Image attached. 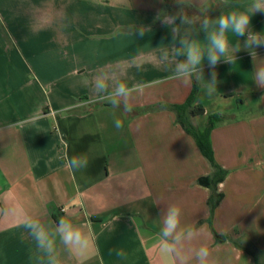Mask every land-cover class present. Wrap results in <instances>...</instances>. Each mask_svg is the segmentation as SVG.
I'll return each instance as SVG.
<instances>
[{
  "label": "crops",
  "instance_id": "obj_1",
  "mask_svg": "<svg viewBox=\"0 0 264 264\" xmlns=\"http://www.w3.org/2000/svg\"><path fill=\"white\" fill-rule=\"evenodd\" d=\"M188 4L190 15L210 8L215 18L228 10L218 0ZM161 10L165 0H0V209L19 202L53 226L74 213L93 245L79 256L59 246L63 264H178L158 243L163 212L173 203L182 207V224L200 229L194 243H207L211 264H255L231 241L216 243L211 191L199 181L212 168L173 111L150 109L183 104L193 88L169 80L170 67L155 63L154 49L172 42L156 19ZM251 28L264 32V13L252 17ZM257 52L264 60V48ZM202 67L209 79L206 59ZM254 67L247 51L235 65L221 61L219 94L198 90L194 104L205 113L193 121L205 130L212 116H223L210 133L214 157L228 171L217 187L223 198L214 229L247 236L263 250L264 88L252 81ZM102 71L152 86L125 113L94 92ZM73 155L86 156L88 166L70 170ZM119 249L126 259L115 256ZM0 264H38L31 236L2 213Z\"/></svg>",
  "mask_w": 264,
  "mask_h": 264
},
{
  "label": "clouds",
  "instance_id": "obj_2",
  "mask_svg": "<svg viewBox=\"0 0 264 264\" xmlns=\"http://www.w3.org/2000/svg\"><path fill=\"white\" fill-rule=\"evenodd\" d=\"M179 9L174 14L161 10L156 19L169 28L171 44L154 49L159 55L154 58L157 65L170 67L169 80H177L186 85H195L208 97L219 94L216 66L221 62L235 65L237 54L247 51L254 64L252 81L264 88V60L258 57L257 49L264 48V32H256L251 28L252 17L264 13V0H218L217 6L223 9L219 16L212 18L210 8L199 10V14L190 15L188 0H175ZM179 21V23H177ZM204 38H200V34ZM141 29L139 35L143 36ZM231 37H235L233 42ZM240 38L243 39L241 43ZM170 56L173 59H170ZM207 60L211 69L210 78L205 79L203 64ZM151 84L138 82L129 84L121 78V74L100 72L93 81V90L98 99L106 101L111 108H123L131 113L134 97L142 96ZM117 129L124 127L123 121L114 120ZM66 166L72 171H80L88 166L84 155H73L66 160ZM0 213L13 219L17 227L28 232L35 243L38 264H63L60 247L73 256L84 255L93 245V237L75 222L74 213H66L55 223H48L39 215L28 212L19 202L6 204ZM182 207L173 203L167 205L162 215V227L158 233L160 251L172 257L178 264H211L210 249L207 243L194 242L200 236V229L193 224H182ZM115 256L121 260L127 258L123 249L114 250Z\"/></svg>",
  "mask_w": 264,
  "mask_h": 264
},
{
  "label": "trees",
  "instance_id": "obj_3",
  "mask_svg": "<svg viewBox=\"0 0 264 264\" xmlns=\"http://www.w3.org/2000/svg\"><path fill=\"white\" fill-rule=\"evenodd\" d=\"M165 9L169 14H174L177 11V7L174 6L173 0H165ZM179 23V21H177ZM199 88L193 83V88L190 96L183 104H160L157 107L150 109H162L170 110L176 114V121L182 126V128L194 138L198 148L202 155L209 162L212 172L207 177L201 178L199 181L211 191L210 198L208 200V206L210 209V217L208 223L214 234L216 243H225L231 241L238 249L244 250L254 259L255 264H264V252L259 251L255 246L244 239L243 237L234 239L230 235H223L216 232L213 227V217L214 212L218 205L220 204L223 195L218 192V185L223 182L228 175V171L222 168L216 161L214 157V152L212 150L210 133L216 127V125L222 121V115H214L209 119V122L205 130H200L195 124L193 119L197 116L203 115L205 110L201 105H195V97Z\"/></svg>",
  "mask_w": 264,
  "mask_h": 264
},
{
  "label": "rangeland",
  "instance_id": "obj_4",
  "mask_svg": "<svg viewBox=\"0 0 264 264\" xmlns=\"http://www.w3.org/2000/svg\"><path fill=\"white\" fill-rule=\"evenodd\" d=\"M241 237H243L244 239H247L248 241H250L249 240V238L247 237V236H241ZM240 237V238H241ZM251 242V241H250ZM252 243V242H251ZM253 244V243H252ZM254 245V244H253ZM255 246V245H254ZM255 248L257 249V250H259L256 246H255ZM259 251H262V252H264V249L263 250H259Z\"/></svg>",
  "mask_w": 264,
  "mask_h": 264
}]
</instances>
